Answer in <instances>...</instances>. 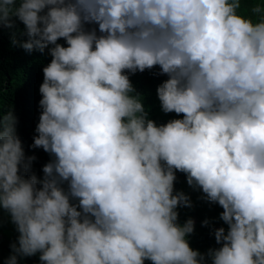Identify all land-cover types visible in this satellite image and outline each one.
<instances>
[{"label": "clouds", "instance_id": "obj_1", "mask_svg": "<svg viewBox=\"0 0 264 264\" xmlns=\"http://www.w3.org/2000/svg\"><path fill=\"white\" fill-rule=\"evenodd\" d=\"M5 30L50 59L27 146L0 85V264H264V0H0Z\"/></svg>", "mask_w": 264, "mask_h": 264}, {"label": "trees", "instance_id": "obj_2", "mask_svg": "<svg viewBox=\"0 0 264 264\" xmlns=\"http://www.w3.org/2000/svg\"><path fill=\"white\" fill-rule=\"evenodd\" d=\"M251 3L244 4V8H250ZM22 27V26H21ZM39 53L31 55L20 48L10 46L9 32L5 30L0 36V85L4 88L3 106L4 110L11 105L14 106L15 114L19 118V134L25 146L32 143V136L35 134V127L38 123V101L41 98L38 93L39 85L42 83V66L49 62ZM166 77H155L151 72L137 74L132 77V82L137 91L143 94L144 104L150 111L151 118L157 123H164L174 118V114L165 115L160 111L159 101L156 97V86ZM43 164L48 156L42 151L36 153ZM183 175L178 174L177 189H182L191 194L195 207L191 210L181 209L180 220L183 222L192 217L196 222V233L191 237V246L195 249L205 251L208 247L215 246L214 239L209 236V229L201 227V222L207 218H215L222 211L218 206H209L197 200L199 193L192 192L184 182ZM216 227L223 226L217 223ZM15 232L11 225L6 224L2 235V249L6 257L9 253V243L15 239ZM21 264H38L37 258L33 257L21 262Z\"/></svg>", "mask_w": 264, "mask_h": 264}]
</instances>
